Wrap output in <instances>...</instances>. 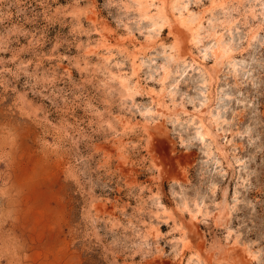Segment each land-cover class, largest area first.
<instances>
[{
    "label": "rangeland",
    "instance_id": "374dc122",
    "mask_svg": "<svg viewBox=\"0 0 264 264\" xmlns=\"http://www.w3.org/2000/svg\"><path fill=\"white\" fill-rule=\"evenodd\" d=\"M153 1L0 0V264H264V0Z\"/></svg>",
    "mask_w": 264,
    "mask_h": 264
},
{
    "label": "bare ground",
    "instance_id": "6f19581e",
    "mask_svg": "<svg viewBox=\"0 0 264 264\" xmlns=\"http://www.w3.org/2000/svg\"><path fill=\"white\" fill-rule=\"evenodd\" d=\"M143 1V0H142ZM175 2H177V1H175ZM215 2V1H214ZM158 3V2H157ZM185 3V2H184ZM188 3V2H187ZM187 3H185V4H187ZM155 3H154V1L153 0H149V4H146V7H148V6H151V7H153L152 5H154ZM172 4V3H171ZM221 4V3H220ZM173 5V4H172ZM176 5V4H175ZM227 5V4H226ZM157 6V5H156ZM158 6H159V3H158ZM185 6V5H184ZM188 8V7H187ZM155 9V8H154ZM159 9V13L160 14H163L164 16H169V12H167V8H166V4L164 3V2H162L161 3V6H160V8H158ZM171 10H173V6L171 7ZM175 10V9H174ZM144 11V10H143ZM185 11V10H184ZM188 11V10H187ZM92 12V11H91ZM222 12V11H221ZM178 16H179V22L180 23H182V24H187L188 25V28L189 29H191L192 30V27L190 26V24L191 23H193L192 21H193V18H189L188 20H186V19H183L182 18V16H181V12L180 13H178L177 14ZM184 15V14H183ZM196 15H194L193 17H195ZM192 17V16H191ZM87 18V17H86ZM88 19V18H87ZM197 19V18H196ZM195 19V20H196ZM201 19H202V17H201ZM152 21V20H151ZM169 21V20H168ZM198 21V20H197ZM150 22V21H149ZM199 22V21H198ZM150 24H152L151 22H150ZM213 24H215V23H213ZM212 24V25H213ZM186 25V26H187ZM178 26V25H177ZM211 26V25H210ZM225 26V25H224ZM194 28V27H193ZM209 28V27H208ZM147 29V28H146ZM152 29V28H151ZM215 29V28H214ZM101 30V29H100ZM180 30H182V29H180ZM179 30V31H180ZM194 30V29H193ZM207 31V30H206ZM212 30H210V32H211ZM132 32V31H131ZM171 32H173V31H171ZM178 32V31H177ZM197 32V31H196ZM208 32V31H207ZM215 32H216V30H215ZM221 32V31H220ZM149 33H150V31H149ZM176 33V32H175ZM112 35V34H111ZM203 35V34H202ZM253 35V34H252ZM103 36H105V35H103ZM135 36V35H134ZM147 36V35H146ZM158 36V35H157ZM198 36H200V35H198ZM209 36V35H208ZM107 37H108V35H107ZM128 37V36H127ZM126 37V38H127ZM130 37V36H129ZM145 37V36H144ZM154 37V36H153ZM194 37V36H193ZM192 37V38H193ZM218 37V36H217ZM220 37V36H219ZM135 38H136V36H135ZM156 38V37H155ZM202 38V37H201ZM200 38V39H201ZM212 38V37H211ZM106 38H104L103 40H105ZM115 39V38H114ZM129 39V38H128ZM144 39V38H143ZM199 39V38H198ZM217 39V38H216ZM107 40V39H106ZM105 40V41H106ZM108 40H109V37H108ZM113 40V39H112ZM134 40V39H133ZM137 40V39H136ZM193 40H194V38H193ZM196 41H197V43H198V40L197 39H195ZM213 40V39H212ZM102 41V40H101ZM115 41H117V40H115ZM120 41V40H119ZM127 41V40H126ZM128 41H130V40H128ZM143 41V40H142ZM163 41V40H162ZM203 41V40H202ZM112 42V41H111ZM113 42H114V40H113ZM121 42V41H120ZM123 42V41H122ZM108 44L110 43L109 41L107 42ZM106 43V44H107ZM132 43V42H131ZM112 44V43H111ZM128 44V43H127ZM144 44V43H143ZM155 44V43H154ZM193 44H196L195 42L193 43ZM119 45H122V44H119ZM142 45V44H141ZM202 45H203V43H202ZM216 45H217V43H216ZM92 46V45H91ZM108 46V45H107ZM110 46H112V45H110ZM199 46V45H198ZM215 46V45H214ZM221 46H222V43H221ZM96 47V46H95ZM225 47V46H224ZM134 48H135V50H134V52H133V50H131V52H133L132 53V60L133 59H135V58H137V56H139V54H141V53H143L142 52V49H141V47L140 46H136V43L134 44ZM213 48V47H212ZM132 49V48H131ZM107 50H108V48H107ZM110 50V49H109ZM213 50V49H212ZM129 51V50H128ZM164 51H165V49H164ZM172 52V51H171ZM181 52H182V50H181ZM226 52V51H225ZM193 53V52H192ZM144 54V53H143ZM181 54V53H180ZM186 54V53H185ZM187 54H189V53H187ZM196 54V53H195ZM183 55V54H182ZM197 55V54H196ZM214 55V54H213ZM224 55H226V54H224ZM198 56V55H197ZM196 56V57H197ZM201 56H203V54L201 55ZM212 56V55H211ZM215 56V55H214ZM191 57H193V56H191ZM195 57V58H196ZM208 57V56H207ZM171 58H172V56H171ZM174 58V57H173ZM199 58V57H198ZM216 59V58H215ZM218 59H220V58H218ZM190 60V59H189ZM206 60V59H205ZM217 60V59H216ZM172 61V60H171ZM179 61V60H178ZM192 61V60H191ZM196 61V60H195ZM199 61V60H198ZM204 62V61H203ZM187 63V62H186ZM205 63V62H204ZM204 63H202V64H204ZM193 64V63H192ZM195 64V63H194ZM187 65V64H186ZM193 65H191L190 67H192ZM163 67V66H162ZM208 68V67H207ZM206 68V69H207ZM217 68V67H216ZM194 69V68H193ZM198 69H200V68H198ZM134 70V69H133ZM208 70V69H207ZM210 70H212V69H210ZM214 70V69H213ZM137 72V71H136ZM209 72V71H208ZM210 73V72H209ZM212 74V73H211ZM210 74V75H211ZM212 77V76H211ZM217 77H218V75H217ZM212 79V78H211ZM213 80V79H212ZM212 80H211V82H212ZM215 80V79H214ZM211 82H210V84H211ZM214 84V83H213ZM213 87V86H212ZM210 91V90H209ZM212 92V91H211ZM205 97V96H204ZM204 100H205V98H204ZM160 101V100H159ZM161 102V101H160ZM163 104V103H162ZM166 105V104H165ZM168 105V104H167ZM159 107V106H158ZM183 107V106H182ZM163 109V108H162ZM171 109V108H170ZM205 110V109H204ZM203 110V111H204ZM178 111V110H177ZM181 111V110H180ZM200 111H201V109H200ZM212 112V111H211ZM179 113V112H178ZM200 114V113H199ZM203 114H205V113H203ZM213 114V113H212ZM196 115V114H195ZM206 115V114H205ZM197 117H198V115H197ZM211 117V116H210ZM199 118H200V116H199ZM201 118H202V116H201ZM204 118V117H203ZM209 119V118H208ZM214 119H216V118H214ZM199 121H200V119H199ZM204 121V120H203ZM213 121H215V120H213ZM200 122H202V121H200ZM206 122V121H205ZM209 122V121H208ZM199 123V122H198ZM210 123V122H209ZM206 124V123H205ZM215 124V123H214ZM206 126V125H205ZM207 126L209 127V125L207 124ZM154 127V126H153ZM156 127V126H155ZM154 127V128H155ZM201 127V129H202V126H200ZM213 127H214V125H213ZM157 128V127H156ZM210 128H211V126H210ZM209 128V129H210ZM216 128V127H215ZM214 128V129H215ZM200 129V130H201ZM158 130V129H157ZM213 130V129H212ZM159 131H160V129H159ZM207 131V130H206ZM153 132H156V131H153ZM202 130H201V134H202ZM217 132V131H216ZM151 133V132H150ZM149 133V134H150ZM213 133H214V131H213ZM199 134H200V132H199ZM212 134V133H211ZM222 134V133H221ZM153 135H155V134H153ZM152 135V136H153ZM214 135V134H213ZM217 135V134H216ZM215 136V135H214ZM214 136H212V137H214ZM218 137V136H217ZM215 138V137H214ZM217 142V141H216ZM215 146V145H214ZM216 147V146H215ZM221 149H222V147H221ZM224 149V148H223ZM219 150V149H218ZM219 151H221V150H219ZM223 151H221V153H222ZM224 154V153H223ZM198 208V207H197ZM217 209V208H216ZM222 210H221V212H220V215H221V217L223 216L224 217V214L226 213L225 212V210H224V212H223V214H222ZM219 214V213H218ZM219 216V215H218ZM226 216V215H225ZM190 238V237H189ZM189 238H187L186 237V239H189ZM190 240H192V239H190ZM142 244V243H141ZM196 246V245H195ZM198 246V245H197ZM197 248H199V247H197ZM201 249V248H200ZM199 250V249H198ZM201 254V253H200ZM230 255V254H229ZM225 258V257H224ZM229 258V257H228ZM205 259V258H204ZM226 261L228 260L227 258L225 259ZM199 261V260H198ZM228 262V261H227ZM193 263V262H192Z\"/></svg>",
    "mask_w": 264,
    "mask_h": 264
}]
</instances>
